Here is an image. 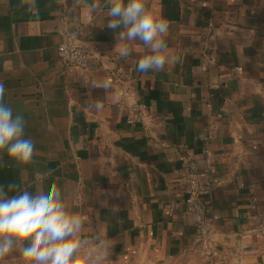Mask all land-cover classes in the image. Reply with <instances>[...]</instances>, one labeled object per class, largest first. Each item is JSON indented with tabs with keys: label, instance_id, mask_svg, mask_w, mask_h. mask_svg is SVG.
Returning <instances> with one entry per match:
<instances>
[{
	"label": "crops",
	"instance_id": "1",
	"mask_svg": "<svg viewBox=\"0 0 264 264\" xmlns=\"http://www.w3.org/2000/svg\"><path fill=\"white\" fill-rule=\"evenodd\" d=\"M91 2L0 0L4 103L35 123L32 161L0 153V184L50 172L84 220L81 238L106 241L108 264H264V237L249 232L253 194L264 214V0H145L170 24L169 62L146 73L137 62L147 50L134 41L121 57L107 0L89 13ZM64 29L96 49L85 69L63 65ZM102 80L107 92L94 87ZM139 102L146 119L133 123ZM207 155L210 241L198 249L177 171L193 161L204 181Z\"/></svg>",
	"mask_w": 264,
	"mask_h": 264
},
{
	"label": "clouds",
	"instance_id": "2",
	"mask_svg": "<svg viewBox=\"0 0 264 264\" xmlns=\"http://www.w3.org/2000/svg\"><path fill=\"white\" fill-rule=\"evenodd\" d=\"M107 5V27L116 32L114 51L123 58L131 56L135 51L131 42L138 41L148 54L138 60L137 70H164L170 56L165 41L169 21L155 17L145 0H107ZM86 8L91 13L98 5L93 0ZM94 87L107 92L111 84L102 80ZM5 91L0 82V153L31 162L35 123L28 121L18 106L4 103ZM93 106L97 111L104 107L99 100ZM83 230V218L69 214L50 172L21 171L18 181L0 184V258L15 253L26 264H108L106 241L101 237L94 243L83 239Z\"/></svg>",
	"mask_w": 264,
	"mask_h": 264
},
{
	"label": "built area",
	"instance_id": "3",
	"mask_svg": "<svg viewBox=\"0 0 264 264\" xmlns=\"http://www.w3.org/2000/svg\"><path fill=\"white\" fill-rule=\"evenodd\" d=\"M59 55L65 67H74L85 69L88 66L89 60L96 54V49L90 45H82L77 41V36L72 32L64 29L63 40L58 45ZM147 106L143 102L136 103L130 112L129 121L133 123H144L146 119ZM206 179L202 180V175L199 172L198 166L193 161H187V167L177 171V176L184 184L186 192L185 206L186 213L190 219V225L195 229L196 247L203 249L210 241V226L207 222L208 210L202 200V196L214 188V183L211 178V160L206 156ZM249 203L254 211L252 217L251 228L249 232L260 234L264 237V214L257 212V200L253 194ZM177 205L171 206L170 214L173 213Z\"/></svg>",
	"mask_w": 264,
	"mask_h": 264
},
{
	"label": "rangeland",
	"instance_id": "4",
	"mask_svg": "<svg viewBox=\"0 0 264 264\" xmlns=\"http://www.w3.org/2000/svg\"><path fill=\"white\" fill-rule=\"evenodd\" d=\"M169 264H189V263H186L184 261H175V262H172V263H169Z\"/></svg>",
	"mask_w": 264,
	"mask_h": 264
}]
</instances>
